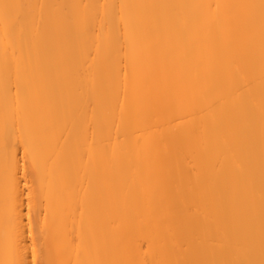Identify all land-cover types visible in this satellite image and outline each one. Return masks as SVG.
Returning <instances> with one entry per match:
<instances>
[{
  "label": "bare ground",
  "instance_id": "bare-ground-1",
  "mask_svg": "<svg viewBox=\"0 0 264 264\" xmlns=\"http://www.w3.org/2000/svg\"><path fill=\"white\" fill-rule=\"evenodd\" d=\"M0 264H264V0H0Z\"/></svg>",
  "mask_w": 264,
  "mask_h": 264
}]
</instances>
